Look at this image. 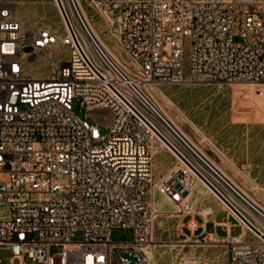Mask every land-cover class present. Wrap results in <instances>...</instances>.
Listing matches in <instances>:
<instances>
[{"label":"built area","instance_id":"2783aa9c","mask_svg":"<svg viewBox=\"0 0 264 264\" xmlns=\"http://www.w3.org/2000/svg\"><path fill=\"white\" fill-rule=\"evenodd\" d=\"M49 1L65 31L45 20L28 32L18 7ZM85 1L126 52L129 66L100 45L78 0H0V249L11 250L10 264H130L133 259L122 251L136 264H150L145 247L154 242L161 214L154 188L191 215L195 205L187 198L197 181L233 217L222 223L228 264H264V232L212 180L244 200L263 227L264 210L165 121L147 92L153 83L179 82L187 75L264 85V0ZM75 101L89 114L106 113L81 118ZM154 119L167 123L189 156ZM160 145L181 165L157 183L154 155ZM236 224L239 236L231 234ZM187 226L198 238L200 224L190 219ZM116 229L132 230L133 240L114 241ZM246 230L256 240L247 239ZM78 233L81 240H74ZM54 245L62 251L52 255Z\"/></svg>","mask_w":264,"mask_h":264},{"label":"rangeland","instance_id":"374dc122","mask_svg":"<svg viewBox=\"0 0 264 264\" xmlns=\"http://www.w3.org/2000/svg\"><path fill=\"white\" fill-rule=\"evenodd\" d=\"M80 1L104 41L129 66L130 60L126 52L108 35L102 23L92 17L93 13L87 2ZM17 14L24 20L28 32L45 20L58 32L65 31L60 12L50 1L23 3L18 7ZM46 72L45 70L43 74ZM149 89L177 126L231 177L247 197L255 199L264 207V85L246 82L213 83L187 75L179 82L149 86ZM74 108L79 117L90 116L91 120L99 113H106L105 110H99L89 114L87 108L81 107L77 101ZM109 131L102 127L104 134ZM177 164L176 158L165 147L155 151V181L159 183ZM199 195L197 193L190 199L195 205L191 214L206 213L205 209L208 207L205 206L218 200L211 192L200 195L201 197ZM153 201L163 202L162 206L154 203L155 208L161 212L152 244L156 252L155 264H228V247L223 239L218 240L213 236L211 240L206 239V233L200 235L202 229L196 233L200 235L198 238H192L187 226V213H180L179 208L158 194L156 188L153 191ZM222 206L228 209L224 204ZM225 217V213H219L218 220L222 221ZM198 219L201 220L200 217ZM241 232V226L237 225L232 235L239 236ZM112 237L116 242H130L133 240V231L116 229ZM81 238L82 235L78 233L74 240ZM247 239L256 240V237L249 232ZM61 251V246L51 247L52 255ZM122 255L133 259L130 264H136L134 256L123 251ZM12 257L11 250L0 249V264H10ZM14 264H20V261L15 260Z\"/></svg>","mask_w":264,"mask_h":264},{"label":"bare ground","instance_id":"6f19581e","mask_svg":"<svg viewBox=\"0 0 264 264\" xmlns=\"http://www.w3.org/2000/svg\"><path fill=\"white\" fill-rule=\"evenodd\" d=\"M78 3L80 5L82 14L84 15V18H85V20H86V22L88 24V27L90 28V30L92 31L94 37L98 40V42L100 43V45H102V47H104L110 53H112V55H114L122 64H124L125 66H127L125 63L122 62V60L120 59V57H118V55L109 47V45L101 37L99 31L97 30V28L92 23L91 19L89 18L88 14H87V12H86L85 8L83 7V5H82V3H81L80 0H78ZM67 7H68V11H69V14H70V17H71V20H72V23H73L75 29L78 31V33H79L82 41L85 43V45L87 46V48L93 53V47H92L90 41L88 40L87 36L85 35V33L82 31V29L78 25L76 19L73 17V12L71 11L70 5L67 4ZM62 20H63L64 26H65V21H64L63 18H62ZM150 86H157V84H154L153 83ZM147 92L151 94V91H150L149 87L147 88ZM156 105L159 108V110L161 111L162 116L165 119V121L173 129H175L180 135H182L186 139V141H188L206 159V161H208V163L210 165H212L226 179V181H228L235 189H237L238 192L245 199H247L251 204L255 205L256 207H258V208H260L262 210H264V207L261 206L255 199H253V198H251L249 196L247 197L246 196L247 194L231 179V177L226 172H224L195 142H193V140L185 132H183L180 127L177 126V124L175 123V121L173 120V118L171 117V115L157 101H156ZM154 121H155V124L157 125V128L167 137V139L169 141H171L176 147H178L182 152H184L187 156H189L188 153L182 148V146L180 145V143H179V141H178V139H177L174 131L167 125V123L160 122L158 119H154ZM162 148H164L163 145L158 146L156 148V152L160 151V149H162ZM176 161L178 163L176 165V168H177V167H179L181 165V162L178 161L177 159H176ZM212 182L221 191V193H223V195L235 207H237V209H239V211H241L259 230H261L262 232H264L263 225L255 218L253 212L249 208V205L244 200H242L239 197H237L233 193V191H231L230 189H228V187L225 184H223V183H221L219 181L218 182L217 181H214V180H212ZM208 192H211L222 204H224L227 207V205L210 188H208L202 181H197L196 185L194 186L191 194L188 196L187 199L190 200L197 193H199L200 195L203 196L204 194H206ZM162 196H164V195H162ZM164 198H166L170 204L178 207L176 203L170 201L166 196H164ZM154 203L155 204H158V205H161V206L163 205V202L162 201H159V202L155 201ZM248 234H249V232L246 230L245 235H248ZM152 244L153 243H151L148 246H146L145 247V251H146V253H147L148 257H149L150 264H155V262H156V252H155L154 248H152ZM149 247H151V249H149Z\"/></svg>","mask_w":264,"mask_h":264},{"label":"crops","instance_id":"0c3cea01","mask_svg":"<svg viewBox=\"0 0 264 264\" xmlns=\"http://www.w3.org/2000/svg\"><path fill=\"white\" fill-rule=\"evenodd\" d=\"M205 207H208L205 209L206 213L197 212L191 215L187 214L188 220L194 219L200 224L201 229H202V232L200 235H204L206 233L207 234L206 239L211 240V236H213V238L218 239V240L223 239L224 237L228 235V232H227L226 227H224L222 223L225 222L227 219L233 220L232 215H230V213L228 212V209H225L222 206V203L218 200L213 201L210 205H206ZM219 213L226 214V217L222 221L218 220ZM198 217H200L201 220H199ZM236 225H239V224H236ZM235 227L236 226H233L231 228V234Z\"/></svg>","mask_w":264,"mask_h":264},{"label":"water","instance_id":"95a60500","mask_svg":"<svg viewBox=\"0 0 264 264\" xmlns=\"http://www.w3.org/2000/svg\"><path fill=\"white\" fill-rule=\"evenodd\" d=\"M188 194V192H185V195H187ZM225 201L229 204V206L232 208V209H234L241 217H242V215L237 211V209L229 202V201H227L226 199H225ZM243 218V217H242ZM244 219V218H243ZM245 220V219H244ZM246 221V220H245ZM247 222V221H246ZM248 223V222H247Z\"/></svg>","mask_w":264,"mask_h":264}]
</instances>
